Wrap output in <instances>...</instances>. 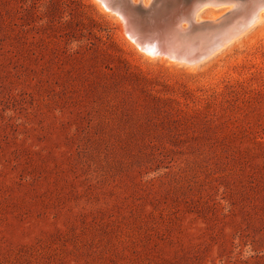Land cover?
<instances>
[{
  "label": "rangeland",
  "instance_id": "obj_1",
  "mask_svg": "<svg viewBox=\"0 0 264 264\" xmlns=\"http://www.w3.org/2000/svg\"><path fill=\"white\" fill-rule=\"evenodd\" d=\"M97 3L0 0V264H264V25L189 69Z\"/></svg>",
  "mask_w": 264,
  "mask_h": 264
},
{
  "label": "bare ground",
  "instance_id": "obj_2",
  "mask_svg": "<svg viewBox=\"0 0 264 264\" xmlns=\"http://www.w3.org/2000/svg\"><path fill=\"white\" fill-rule=\"evenodd\" d=\"M96 1H98L97 4L102 11L114 14L121 21L123 34L139 52L148 58H160V60H166L170 64L185 65L189 69L197 68L202 62H206L209 58L228 48L229 45L243 38L258 26L264 25V0H190L191 4L185 7L184 11L172 16L175 24L170 23L169 26L179 24L177 31L170 36L171 29L163 31L164 36H172L177 45L185 48L188 54L186 56H193L194 52H199L189 61L185 59L186 57L177 59L157 52L153 37H141L137 41L128 32L126 20L116 9L108 7L101 0ZM130 1L136 5L141 3L145 8L149 7L151 3V0ZM122 4L126 5L125 0H122ZM209 7L211 9L204 16L203 13ZM223 7L226 8L223 9ZM219 9H221L220 14H223L222 16L214 13Z\"/></svg>",
  "mask_w": 264,
  "mask_h": 264
},
{
  "label": "water",
  "instance_id": "obj_3",
  "mask_svg": "<svg viewBox=\"0 0 264 264\" xmlns=\"http://www.w3.org/2000/svg\"><path fill=\"white\" fill-rule=\"evenodd\" d=\"M108 7L116 9L128 24V32L137 41L141 37H153L154 44L156 43V51L163 55L175 57L177 59L194 58V55L199 52H194L193 56H186L184 47L177 45L173 40L172 33L177 31L178 25L170 27L173 23L172 16L185 10L191 3L190 0H151L149 7H144L141 3L133 4L130 0H125L126 5L122 4V0H101ZM224 1V0H217ZM239 1V0H238ZM132 11L131 13H129ZM170 27V28H166ZM137 29V30H135ZM171 29L169 36H164L163 31Z\"/></svg>",
  "mask_w": 264,
  "mask_h": 264
}]
</instances>
